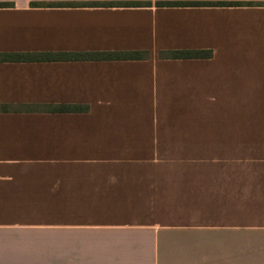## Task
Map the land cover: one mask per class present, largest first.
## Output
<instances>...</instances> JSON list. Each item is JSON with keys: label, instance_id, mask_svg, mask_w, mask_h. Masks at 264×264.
I'll return each instance as SVG.
<instances>
[{"label": "crops", "instance_id": "1", "mask_svg": "<svg viewBox=\"0 0 264 264\" xmlns=\"http://www.w3.org/2000/svg\"><path fill=\"white\" fill-rule=\"evenodd\" d=\"M0 3V54L140 53L0 61V264H264V0Z\"/></svg>", "mask_w": 264, "mask_h": 264}, {"label": "trees", "instance_id": "2", "mask_svg": "<svg viewBox=\"0 0 264 264\" xmlns=\"http://www.w3.org/2000/svg\"><path fill=\"white\" fill-rule=\"evenodd\" d=\"M140 2H109V3H88L87 6H142ZM150 4V3H144ZM76 4H50L49 6H75ZM237 3L227 2H156L155 6L166 7H201V6H233ZM7 6L6 3H0V7ZM169 55L173 58H209L210 51L192 50V51H173ZM140 56L138 52H103V53H28V54H0V61H57V60H85V59H135ZM7 109L6 105L0 107ZM53 111H84L86 107L80 105H57L48 108Z\"/></svg>", "mask_w": 264, "mask_h": 264}]
</instances>
